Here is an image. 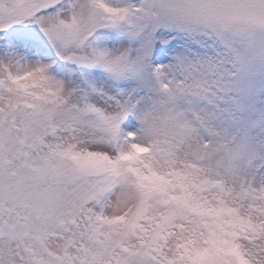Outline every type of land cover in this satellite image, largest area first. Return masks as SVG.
I'll return each instance as SVG.
<instances>
[{"label": "snow or ice", "instance_id": "6c2138e0", "mask_svg": "<svg viewBox=\"0 0 264 264\" xmlns=\"http://www.w3.org/2000/svg\"><path fill=\"white\" fill-rule=\"evenodd\" d=\"M0 264H264V0H0Z\"/></svg>", "mask_w": 264, "mask_h": 264}]
</instances>
